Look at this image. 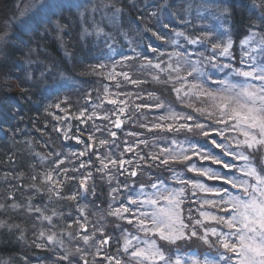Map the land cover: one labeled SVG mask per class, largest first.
Here are the masks:
<instances>
[{
	"label": "snow or ice",
	"instance_id": "1",
	"mask_svg": "<svg viewBox=\"0 0 264 264\" xmlns=\"http://www.w3.org/2000/svg\"><path fill=\"white\" fill-rule=\"evenodd\" d=\"M251 6L259 9L264 21V0L259 5L254 0ZM52 7L49 0H40L38 7L26 5L20 16L46 15ZM257 35L251 32L242 44L257 43L264 56V36L257 41ZM6 39L7 33L0 36V41ZM212 39L208 33L187 43L204 46ZM232 46L231 38L217 40L210 43L209 55L201 53L195 60L187 48L159 53L149 46L167 59L141 58L137 53L123 57L110 70L106 64L95 65L91 71L110 82L102 85V92L97 90L96 102L89 93L78 111H70L73 105L67 97L50 106L63 113L49 114L65 125L64 139L69 138L71 120L91 125L86 141L71 137L83 149L68 156L42 157L51 167L32 175L34 183L17 186L32 190L33 196L23 205L0 203V209L23 208L35 213L41 225L47 221V228L36 233L41 243L35 246L62 249L57 264H264V60L252 55L257 49L250 48L241 67L221 63L220 58L233 59ZM137 58L142 62L132 63ZM211 70L225 72L224 78L215 79ZM148 84L170 90L174 100L148 91ZM129 85L134 91L125 90ZM145 112L156 114L149 118ZM129 123L139 130L125 132ZM180 134L184 141L174 138ZM154 170L169 172L173 183L157 175L137 185L139 175ZM94 173L107 181L110 191L107 208L92 202L98 211L91 213L78 201L87 198L85 193L96 194L95 183H89ZM72 183L76 190L63 195ZM42 192L49 201H67L70 207L76 202L75 216L69 215L63 227L53 221L65 219L63 212L32 203ZM90 215L97 217L95 222ZM109 219L134 231L116 223L113 231L121 233L116 238L107 231ZM4 227L19 228L0 221V228ZM66 239L75 242L72 247L65 246ZM193 239L207 246V255L179 254L180 242Z\"/></svg>",
	"mask_w": 264,
	"mask_h": 264
},
{
	"label": "trees",
	"instance_id": "2",
	"mask_svg": "<svg viewBox=\"0 0 264 264\" xmlns=\"http://www.w3.org/2000/svg\"><path fill=\"white\" fill-rule=\"evenodd\" d=\"M102 1L113 3L122 12L119 18L120 27L116 30V32H119L117 34L118 37L116 35L113 36L116 42L123 43L121 33H125L126 30L129 31L130 29V33L136 35L138 32L135 30L134 23L141 22L140 26L142 29L145 26L146 31L156 41H148L144 34L138 33L137 36L140 37L134 38L132 44L136 42L143 45L140 53L141 58L147 56L154 60L158 53L153 52L150 54L148 50L155 48L158 49V52L162 51L169 35L164 36L162 34L163 29H165L163 25L158 26L155 23L149 24L147 22L153 17L151 5H149L150 2L146 0ZM13 2L14 0H0V9ZM253 2L254 0H226L224 2L227 10V12L225 11L226 19L229 21L228 27L232 31L237 29L243 33L251 28L264 30V21L258 18L259 9L255 10L251 6ZM255 3L259 5L260 0H255ZM153 10L155 11V8ZM58 19L61 21L60 31L56 28L55 31L54 28L49 26L42 32L40 29L43 25H41L42 27H37L36 30H30L31 34L25 33L22 34L23 37L16 38L18 35L12 37L1 58L0 203L10 205L16 202L23 205L29 197L33 196L32 190L27 187L17 188V186H26L34 183L31 180L32 175L43 173L47 168L51 167L50 161L44 160L42 157H47L49 154L54 153L68 156L83 149L84 145L71 137L80 136L82 140L86 141L88 132L91 131V125L80 124L79 121L71 120L69 138L64 139L63 129L65 125L60 124L54 119L53 115L49 114L54 112L55 115L59 116L63 115V113L59 109L50 106L67 97L73 105L70 111H78L79 108L84 107L87 103L84 97L89 93L94 98L93 103L96 102L97 90L102 92V85L110 82L96 75L91 69L95 65L103 63L108 65V70H110L111 65L118 64L120 58L116 57L111 60L114 62L108 61L106 54H102L100 50L101 45L98 43L96 35L89 28H86L87 20L73 13H70L69 16L58 17ZM125 21H129L132 27L124 28ZM143 21L144 23H142ZM179 21L181 23L184 22L183 19H179ZM183 26L185 27V25ZM202 26L206 29L209 27L205 22H203ZM149 27H154L155 29L151 30ZM184 27H180V29H185ZM160 29L162 30L159 31ZM192 29L197 28L192 25ZM241 32L235 46L239 45L242 40ZM157 36H162L164 39H158ZM210 43H215V40ZM210 43H208V46H210ZM180 45L183 46L184 41H181ZM134 48L139 51L138 46ZM202 50L203 47L201 51H198L199 55ZM235 52L241 53L239 48ZM235 57H237V61L234 62H240L242 56L236 55ZM141 58L137 62L132 63H141ZM164 59L166 60L167 56ZM119 70L118 67L117 71ZM8 80H14L16 87L14 88V85L9 83ZM145 87L148 91H154L157 96H161L163 93L162 98L165 100L174 98L170 90H165L152 84L145 85ZM125 90L134 91L130 85ZM61 107H65V105L62 104ZM89 107H91V103H89ZM110 107L106 105V108ZM154 114L156 113H144L149 118ZM58 127L62 129L59 132L55 131ZM77 128L80 131H77ZM137 130L139 129L135 123L127 124L124 129L125 132ZM123 138L121 135V139ZM174 138L180 141L185 140L184 134ZM52 159H55L54 155ZM81 159L84 158L82 157ZM65 166L71 167L67 163ZM181 170L179 167L177 168V171ZM145 173L146 175L144 176ZM157 175L161 179H165L167 183H173L169 172L154 170L151 173L144 172L139 175L137 185L139 183H149ZM192 175L191 173L188 174L189 177ZM6 177L9 178L6 179ZM10 177H17V179H11ZM93 182L95 183L96 194L85 193L87 198L79 200L78 203L81 206L87 205L91 213H96L98 209L93 207L92 202L106 209L107 202H109L108 193L110 188L107 181L101 179L99 174L94 173L92 181L89 183ZM35 183L40 184V180L37 179ZM76 187V183L68 185L64 188L63 195H70L72 191L76 190ZM32 203L34 205L46 204L49 209L56 208L58 212H63L65 219L57 220L56 217L53 218V221L58 223L60 227H63L68 222L66 218L69 215L74 217L76 214V202H71L72 206L70 207L67 201H49L48 194L44 192L38 193L32 199ZM35 216V213H29L23 208L15 210L10 207L0 209V221H6L9 225L19 226L18 229L0 228V264H57V256L62 254V249L51 246L48 248L35 246V244L41 243V240L37 239L36 233L41 227L47 228L48 226L47 221H44L43 225H41L40 221L35 219ZM96 218L95 215L89 216V219L93 222H95ZM111 223H120L121 226L130 227L126 223L109 219L107 221V231L116 238H119L121 233H113L114 231L110 228ZM21 232H23L22 239L20 238ZM74 243L67 241V239L65 240L66 247H72ZM89 259L91 260V257Z\"/></svg>",
	"mask_w": 264,
	"mask_h": 264
},
{
	"label": "rangeland",
	"instance_id": "3",
	"mask_svg": "<svg viewBox=\"0 0 264 264\" xmlns=\"http://www.w3.org/2000/svg\"><path fill=\"white\" fill-rule=\"evenodd\" d=\"M150 2L152 9V15L147 22L149 24L155 23L158 26L168 25L167 28L163 29L162 34L168 37V41L165 42L162 51L159 53H171L172 51H183L185 48L188 49L189 52L194 53L192 59L195 60L197 56H199L198 51H201L203 47L202 53L210 54L207 49L210 48L208 43L204 46L201 45H190L187 43V39L195 38L201 35H205L211 33L213 36L212 41L215 40H226L231 38L233 41V46L231 49L232 57L230 58H220L221 63H231L233 67H241L240 62L237 61L236 55L242 56L245 58L244 54L250 48H256L257 50L252 53V55L259 57L264 60V56H261V49L258 47L257 43H253L250 45H243L242 41L246 39L251 32H256L257 41L260 37L264 36V30H258L251 28L248 31H244L243 33L237 29L232 31L228 27V20L226 19L225 11L226 0H146ZM49 2L53 5L51 11L46 15L41 14L34 16L31 19L27 17H21L20 11L25 8L28 4H34L38 7L40 0H14L8 6H4L3 9H0V36H3L7 33V39L4 41H0V62L1 58L4 54V51L7 49V46L10 44L12 37H23L22 34H31L30 30L37 29V27H43L40 29L42 32L45 31L47 27L54 28L60 31L61 21L58 17L61 16H69L70 13L77 14L80 18L87 20L86 28H89L91 32H93L96 37L98 43L101 45L100 50L102 54H106L108 61H111L114 58H119L118 62L125 56L135 57L137 54V49L134 48L138 46V53H141V48L143 45L140 43L134 42L132 44V40L134 38H139L137 36L138 33L147 38L148 41H156L153 39L148 31H146L145 26L144 29L140 26L141 22L134 23L135 30L138 32L136 35H132L129 31L122 32L121 36L123 39V43L120 44L116 42L113 36L118 37V33L116 30L119 29L120 23L119 18L122 14L120 10H118L113 3L99 1V0H49ZM153 2V3H152ZM155 3V4H154ZM156 5V6H154ZM158 6V7H157ZM155 8V11L153 10ZM36 8L32 9L35 12ZM257 10V9H255ZM259 14V13H258ZM28 16H31V13H28ZM259 18V17H258ZM179 19H183L184 22L181 23ZM204 19V20H203ZM146 21V20H145ZM126 24L124 28L132 27L129 21H125ZM203 22L209 25L208 29L204 28ZM144 23V21L142 22ZM38 24V25H37ZM178 26H177V25ZM146 25V24H144ZM185 25V27L183 26ZM192 25L197 29H192ZM174 26V28H173ZM184 27L185 29H180V27ZM188 26V27H187ZM60 27V28H59ZM56 28V29H55ZM149 29L154 30V27H149ZM160 29L159 31H161ZM262 31V32H261ZM183 32L184 36H177L176 33ZM240 32L242 35V40L239 45L235 46L237 43V39L240 36ZM181 41H184V45H180ZM175 42V43H174ZM125 46V47H124ZM236 47V48H235ZM237 48L240 49L241 53L235 52ZM170 49V50H168ZM150 54L153 52L151 49L148 50ZM158 56L154 57V60L157 59ZM165 56L160 57L164 59ZM240 59V61H241ZM139 58L132 62H137ZM213 72V76L215 79H223L225 72H220L218 70H211ZM12 74V73H11ZM9 83L15 86L14 80H8ZM171 100V99H170ZM174 100V98H172ZM146 173L144 174V176ZM210 184L215 182H209ZM124 223V222H122ZM115 223L110 224L111 230H113V225ZM124 227V225L122 226ZM129 231H134V229L125 226ZM113 233H120L119 230L114 231ZM117 240H113L112 244L115 245ZM180 255L187 257L188 255H197L199 256L200 252H204L207 255L205 249L207 246L202 245L201 241L193 239L191 241L180 242ZM115 251V248H113Z\"/></svg>",
	"mask_w": 264,
	"mask_h": 264
}]
</instances>
